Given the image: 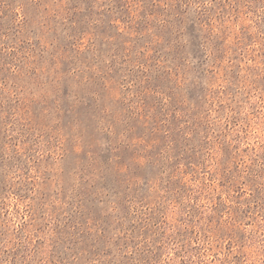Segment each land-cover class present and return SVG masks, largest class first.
<instances>
[{
    "label": "rangeland",
    "instance_id": "1",
    "mask_svg": "<svg viewBox=\"0 0 264 264\" xmlns=\"http://www.w3.org/2000/svg\"><path fill=\"white\" fill-rule=\"evenodd\" d=\"M0 264H264V0H0Z\"/></svg>",
    "mask_w": 264,
    "mask_h": 264
}]
</instances>
